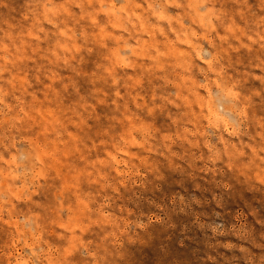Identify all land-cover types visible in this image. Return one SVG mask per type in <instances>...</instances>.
Returning a JSON list of instances; mask_svg holds the SVG:
<instances>
[{"label": "clouds", "instance_id": "1", "mask_svg": "<svg viewBox=\"0 0 264 264\" xmlns=\"http://www.w3.org/2000/svg\"><path fill=\"white\" fill-rule=\"evenodd\" d=\"M0 264H264V0H0Z\"/></svg>", "mask_w": 264, "mask_h": 264}]
</instances>
